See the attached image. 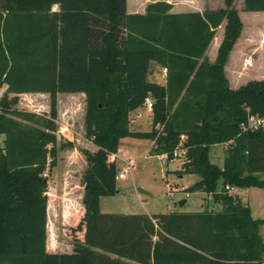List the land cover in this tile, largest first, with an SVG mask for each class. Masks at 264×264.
<instances>
[{"label":"trees","instance_id":"16d2710c","mask_svg":"<svg viewBox=\"0 0 264 264\" xmlns=\"http://www.w3.org/2000/svg\"><path fill=\"white\" fill-rule=\"evenodd\" d=\"M222 1L181 13L155 1L127 13L126 0H0V264L263 263L264 217L252 218L224 186L264 189V127L247 125L250 115L264 117V78L228 86L223 65L241 22L232 0ZM242 10L264 11V0H242ZM151 61L166 68L164 84L149 80ZM23 92H48L49 112L16 107ZM60 92L85 94L84 134L98 148L78 185L82 206L72 214L81 235L68 253L46 248L43 173L73 146L56 135ZM147 98L149 129H131L130 112ZM123 137L151 140L150 153L169 161L179 152L177 173L197 175L183 191L203 192L219 209L102 212ZM216 144H226L220 165L209 158Z\"/></svg>","mask_w":264,"mask_h":264},{"label":"rangeland","instance_id":"374dc122","mask_svg":"<svg viewBox=\"0 0 264 264\" xmlns=\"http://www.w3.org/2000/svg\"><path fill=\"white\" fill-rule=\"evenodd\" d=\"M210 6L223 7V1L211 0ZM232 7L236 10L241 22L239 31L241 35L237 42V48H234L231 53L227 69L229 72H234V65L238 56L242 61V64L237 68L238 75H252L257 79L264 78V11H243L242 0H232ZM222 24L215 30L216 37L222 34ZM240 80L243 82L244 77H241ZM14 105L29 110L35 107V101L30 99L19 100ZM148 119L145 113H142L140 117L132 115L131 128L142 131L148 130L150 124ZM150 146L151 140L149 139L133 137L121 139L119 157L115 158L114 166L115 191L113 194L100 197L102 212L161 214L168 211H195L204 207L219 209L218 204L213 203L211 198L202 197L197 192L178 190L181 185L183 188H187L193 178L196 179V175L191 173H183V175L181 174L182 177H179L177 171L182 162V156L179 152H177V157L169 161L160 155L150 153ZM97 149L80 144L64 147L58 151L56 166L51 171L46 172L49 192L47 195L50 206L47 214L46 248L49 251L68 253L72 250L76 237L81 235V230L75 228L78 217H74L66 209V214L63 215L64 212H61L60 218L56 219L54 210L56 206L66 208V205L63 206L62 203L76 207V210L73 209L74 207L71 209L72 212L77 213L80 210L82 190L78 185L82 176L88 171L92 161L91 157L94 156ZM220 149V145L210 146L209 157L211 160L217 161L219 159L218 156H214V153L215 151L218 153ZM125 150L133 158L134 165L124 173L122 178H118L117 174L122 172L125 166L120 158ZM184 193H188L187 196ZM180 199H185V203L181 206L178 205ZM261 204L259 196L256 195L254 201L255 214H259L260 206L262 208L263 205Z\"/></svg>","mask_w":264,"mask_h":264},{"label":"crops","instance_id":"0c3cea01","mask_svg":"<svg viewBox=\"0 0 264 264\" xmlns=\"http://www.w3.org/2000/svg\"><path fill=\"white\" fill-rule=\"evenodd\" d=\"M155 1H166L168 3L172 4V8L170 12L173 13H181V12H201L204 9H216V7H211L210 3L211 0H126V11L127 13H144L145 8L148 3L155 2ZM59 9L58 4H53L51 7V11H57ZM221 25V24H220ZM223 25V24H222ZM240 34L236 38L234 44L232 45L230 51L228 52L226 61L223 65V72L227 80V84L230 88L234 89L237 86L241 85L247 80L251 79H257L253 77L252 75L250 76H242L238 75V70L237 68L242 64L241 58H238V60L235 62V67H234V72H229L227 69L228 67V62L230 60L231 53L233 52L234 48H237V42L240 39ZM222 36V34H221ZM221 36L216 37L215 34L210 40L208 46L205 49V57L208 61H213L215 54H216V49L217 46L220 42ZM150 71L148 74V78L151 81L157 82L159 84H164L165 83V76H166V68L163 67L162 65L158 64L155 61H151L150 64ZM244 77V81L241 82L240 78ZM251 77V78H250ZM5 86H3L2 89H4ZM18 97L20 100H25V99H30L35 101V107H32V109H29L28 111L38 113V114H43V113H48L49 112V107H50V95L48 92H23L18 94ZM41 107H40V106ZM77 108H79V111H77ZM56 109H57V117H56V123L58 125L56 135L57 138H62L64 140H67L72 143L73 146L80 144L82 146H90L91 148H96L91 140L85 137L84 134V112H85V94L83 92H60L57 93L56 95ZM142 113H145L148 116V120L151 122V110L150 107L146 105V103L142 106L137 108L134 111H131L129 114L130 118V128H131V116L135 115L137 117H140ZM79 114V115H78ZM77 121V123H75ZM150 127V124H149ZM132 129V128H131ZM136 130V129H135ZM122 139V138H121ZM120 139V141H121ZM3 140H4V135L0 134V148L3 146ZM120 144V142H119ZM220 145L221 149L218 151V153L215 151L214 156H218L219 159L216 161L211 160L212 162L220 165L222 156L224 153L225 145L226 144H216ZM151 146H152V141H151ZM150 146V147H151ZM214 146V145H212ZM118 151L115 153L114 157L118 158ZM124 152H127L126 150ZM213 153V152H212ZM127 155L129 156L128 152ZM162 158H165L162 156ZM210 158V157H209ZM116 160V159H115ZM192 174V173H191ZM183 175V174H182ZM182 175L179 177H182ZM195 175V174H194ZM197 179V175H196ZM193 178L191 184L196 180ZM177 189V188H176ZM183 186H179L178 190L183 191ZM203 196H206L207 199H210L209 195H205L203 192L195 191ZM49 192H47L48 194ZM228 193L234 195L238 201L242 204H246L249 208V213L252 218H263L264 217V189L263 188H257V187H244V188H236L232 187V190L229 191ZM188 193H184L185 196H187ZM258 195L260 200L262 208L260 206L259 214H255L254 210V201H255V196ZM68 199V198H66ZM70 200V199H69ZM183 200V204L185 203V199H180ZM178 200V202L180 201ZM182 204V205H183ZM216 204V203H215ZM63 206L66 205V208H61V206H56L54 210V214H56V219L60 218V213L64 212L63 215L66 214V209L67 211H71V209L74 207L72 205H67L62 203ZM181 206V205H179ZM219 206V204H218ZM49 198H48V203H47V214L49 212ZM220 207V206H219ZM73 209L76 210V207ZM202 209V208H200ZM101 210V209H100ZM59 211V215H58ZM148 214V213H146ZM258 233L261 236V238L264 241V223L261 224L258 227ZM71 252V251H70ZM264 260V258H263ZM264 264V261L263 263Z\"/></svg>","mask_w":264,"mask_h":264},{"label":"built area","instance_id":"2783aa9c","mask_svg":"<svg viewBox=\"0 0 264 264\" xmlns=\"http://www.w3.org/2000/svg\"><path fill=\"white\" fill-rule=\"evenodd\" d=\"M145 103L148 107H151V101L150 99H146L145 100ZM247 125L248 127H251V128H255L257 126H261V127H264V117H256V116H248L247 118ZM161 157L165 155H160ZM121 160H123L125 166L123 167L122 169V172H119L117 174V177L118 178H122L124 176V173L129 170L133 165H134V160L133 158H131L130 156L127 155V152H123V154L121 155ZM43 176H46V172L43 173ZM224 189L229 192L232 190V187L231 186H228V185H225L224 186Z\"/></svg>","mask_w":264,"mask_h":264},{"label":"water","instance_id":"95a60500","mask_svg":"<svg viewBox=\"0 0 264 264\" xmlns=\"http://www.w3.org/2000/svg\"><path fill=\"white\" fill-rule=\"evenodd\" d=\"M183 204V200H180L179 202H178V205H182Z\"/></svg>","mask_w":264,"mask_h":264}]
</instances>
